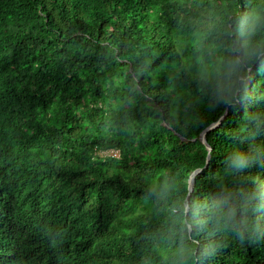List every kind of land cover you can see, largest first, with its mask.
<instances>
[{
    "label": "trees",
    "instance_id": "16d2710c",
    "mask_svg": "<svg viewBox=\"0 0 264 264\" xmlns=\"http://www.w3.org/2000/svg\"><path fill=\"white\" fill-rule=\"evenodd\" d=\"M261 3L0 0V264H264V205L243 240L206 223L189 258L170 223L189 189L150 194L197 170L194 202L264 190V62L241 73L228 28ZM244 46L264 49V29ZM241 74L239 102L218 104Z\"/></svg>",
    "mask_w": 264,
    "mask_h": 264
},
{
    "label": "clouds",
    "instance_id": "9594fccd",
    "mask_svg": "<svg viewBox=\"0 0 264 264\" xmlns=\"http://www.w3.org/2000/svg\"><path fill=\"white\" fill-rule=\"evenodd\" d=\"M228 28L231 31V39L234 41L232 55L239 57L240 72H251L249 64L254 61L264 62V49L250 54L244 45L249 37L255 36L258 30L264 29V0L259 9H253L251 12L245 10L231 17L228 21ZM235 83L238 85L235 92L229 94L222 91L218 94V104L232 107L233 100L239 102L240 90L246 84V78L242 74L238 75ZM248 164L249 158L242 153H234L226 161L227 167L236 171L245 169ZM186 181L187 174L185 182L182 183L180 189H177L171 177L160 178L150 188V194L157 200H164L177 191L188 193L190 185ZM252 200L257 201L258 205H264V190L253 193L248 198V202L239 207L234 206L233 202L224 196L214 198L209 202H194L190 194L176 196L172 202L170 223L174 225L179 237L180 252L189 258L207 254L209 246L197 238L198 233L204 230L206 223L213 224L220 229H232L243 240L247 231L245 214Z\"/></svg>",
    "mask_w": 264,
    "mask_h": 264
},
{
    "label": "water",
    "instance_id": "95a60500",
    "mask_svg": "<svg viewBox=\"0 0 264 264\" xmlns=\"http://www.w3.org/2000/svg\"><path fill=\"white\" fill-rule=\"evenodd\" d=\"M218 125H219V123L213 124V125H211L209 128H207V129L202 133V135H201V140H202V142H203L204 144L207 145V140H206V135H207V133H208L210 130H212V129H214L215 127H217ZM208 148H209V147H208ZM209 149H210V148H209ZM200 172H201V170H197V171H195V172H193V173L191 174V177H190V179H189V185H190V187H189V194H190V195L192 194V192H193V190H194L196 176H197Z\"/></svg>",
    "mask_w": 264,
    "mask_h": 264
},
{
    "label": "built area",
    "instance_id": "2783aa9c",
    "mask_svg": "<svg viewBox=\"0 0 264 264\" xmlns=\"http://www.w3.org/2000/svg\"><path fill=\"white\" fill-rule=\"evenodd\" d=\"M105 156H113V157H118L119 153L117 151H107L103 153Z\"/></svg>",
    "mask_w": 264,
    "mask_h": 264
}]
</instances>
